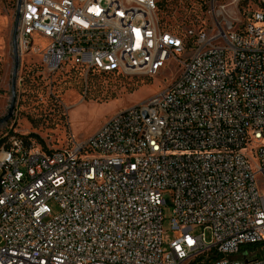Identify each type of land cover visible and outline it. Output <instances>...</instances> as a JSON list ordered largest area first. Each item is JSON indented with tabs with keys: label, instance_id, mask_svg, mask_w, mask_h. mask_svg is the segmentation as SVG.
Returning a JSON list of instances; mask_svg holds the SVG:
<instances>
[{
	"label": "built area",
	"instance_id": "1",
	"mask_svg": "<svg viewBox=\"0 0 264 264\" xmlns=\"http://www.w3.org/2000/svg\"><path fill=\"white\" fill-rule=\"evenodd\" d=\"M221 10L179 34L158 0H21L19 53L46 39L49 71L178 73L84 141L4 139L0 264H264V13Z\"/></svg>",
	"mask_w": 264,
	"mask_h": 264
},
{
	"label": "rangeland",
	"instance_id": "2",
	"mask_svg": "<svg viewBox=\"0 0 264 264\" xmlns=\"http://www.w3.org/2000/svg\"><path fill=\"white\" fill-rule=\"evenodd\" d=\"M160 19L165 29L183 34L186 29L209 30L214 23L212 6L226 16L246 23L253 12L264 13V0H158ZM17 0H0V118L7 114L11 101L14 65L12 31ZM237 19V20H238ZM47 40L35 37L34 46L20 54L17 73L16 102L12 117L0 125V139L12 135L25 137L37 145L61 147L70 136L84 141L109 118L162 91L177 75L178 69L168 64L156 74L100 73L66 64L49 71L41 54ZM37 134L40 139L32 136ZM264 143V140L262 141ZM264 193V186L259 185ZM163 234L171 238V195L164 194ZM52 214L58 212L48 202ZM202 229L199 228L197 232ZM210 239V232H206Z\"/></svg>",
	"mask_w": 264,
	"mask_h": 264
},
{
	"label": "water",
	"instance_id": "3",
	"mask_svg": "<svg viewBox=\"0 0 264 264\" xmlns=\"http://www.w3.org/2000/svg\"><path fill=\"white\" fill-rule=\"evenodd\" d=\"M20 5L21 0H17V6H16V13H15V19H14V26L12 31V51H13V69H12V80H11V101L10 105L8 107L7 114L0 118V125L8 121L13 114V110L15 107L16 102V83H17V73L20 65V53L18 50V44H17V26L18 21L20 17Z\"/></svg>",
	"mask_w": 264,
	"mask_h": 264
},
{
	"label": "trees",
	"instance_id": "4",
	"mask_svg": "<svg viewBox=\"0 0 264 264\" xmlns=\"http://www.w3.org/2000/svg\"><path fill=\"white\" fill-rule=\"evenodd\" d=\"M90 71L98 72V71H96V70H90ZM100 73H102V72H100ZM32 136H34V137L40 139L39 136H38L37 134H32ZM23 138L27 141V139H26L25 137H23ZM40 140H41V139H40ZM3 141H5V140H4V139H1V140H0V144H1ZM41 142H42V140H41ZM42 145L44 146V144H42Z\"/></svg>",
	"mask_w": 264,
	"mask_h": 264
}]
</instances>
